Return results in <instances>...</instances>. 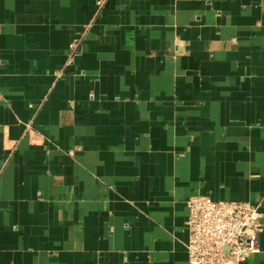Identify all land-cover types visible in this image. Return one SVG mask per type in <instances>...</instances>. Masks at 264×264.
I'll list each match as a JSON object with an SVG mask.
<instances>
[{
    "label": "crops",
    "instance_id": "obj_1",
    "mask_svg": "<svg viewBox=\"0 0 264 264\" xmlns=\"http://www.w3.org/2000/svg\"><path fill=\"white\" fill-rule=\"evenodd\" d=\"M193 196L264 226V0H0V264H188Z\"/></svg>",
    "mask_w": 264,
    "mask_h": 264
},
{
    "label": "built area",
    "instance_id": "obj_2",
    "mask_svg": "<svg viewBox=\"0 0 264 264\" xmlns=\"http://www.w3.org/2000/svg\"><path fill=\"white\" fill-rule=\"evenodd\" d=\"M77 46V43L71 45L69 62ZM186 206L188 264H243L259 253V237L264 231L259 206L214 201L206 196H193Z\"/></svg>",
    "mask_w": 264,
    "mask_h": 264
}]
</instances>
